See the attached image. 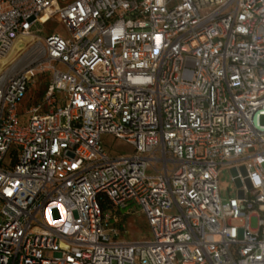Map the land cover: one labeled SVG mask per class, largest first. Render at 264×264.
I'll list each match as a JSON object with an SVG mask.
<instances>
[{"label":"built area","instance_id":"1","mask_svg":"<svg viewBox=\"0 0 264 264\" xmlns=\"http://www.w3.org/2000/svg\"><path fill=\"white\" fill-rule=\"evenodd\" d=\"M0 214V264H264V0H0Z\"/></svg>","mask_w":264,"mask_h":264},{"label":"rangeland","instance_id":"2","mask_svg":"<svg viewBox=\"0 0 264 264\" xmlns=\"http://www.w3.org/2000/svg\"><path fill=\"white\" fill-rule=\"evenodd\" d=\"M39 34H43L46 31L57 32L61 36L66 37L67 31L64 29L62 24L55 21H49L45 25H39ZM46 78H36V84L33 87L30 95L34 98L35 101L40 100V92L44 89L43 80ZM30 116V115H29ZM29 116H26L27 118ZM27 118H22V123L27 122ZM103 146L106 151L112 156L119 155H128L132 153L133 148L127 144L124 140L115 138L112 135H103L102 136ZM232 173L223 168L220 172L218 184L220 188V194L222 198H227L228 196H236V184L231 179ZM2 216L0 214V221ZM256 219L255 217L251 218L250 224L251 227H255ZM126 231L122 233L119 237L121 241H140V240H150L152 238L150 229L147 225L146 217L141 213H134L126 216L125 219Z\"/></svg>","mask_w":264,"mask_h":264}]
</instances>
